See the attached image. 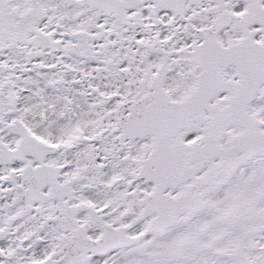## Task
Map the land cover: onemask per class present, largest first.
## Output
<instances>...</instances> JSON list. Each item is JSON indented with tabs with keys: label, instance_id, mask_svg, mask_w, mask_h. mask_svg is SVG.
Instances as JSON below:
<instances>
[{
	"label": "snow or ice",
	"instance_id": "snow-or-ice-1",
	"mask_svg": "<svg viewBox=\"0 0 264 264\" xmlns=\"http://www.w3.org/2000/svg\"><path fill=\"white\" fill-rule=\"evenodd\" d=\"M0 264H264V0H0Z\"/></svg>",
	"mask_w": 264,
	"mask_h": 264
}]
</instances>
